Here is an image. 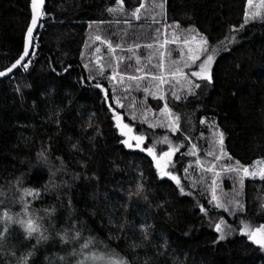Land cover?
<instances>
[{"label": "trees", "instance_id": "obj_1", "mask_svg": "<svg viewBox=\"0 0 264 264\" xmlns=\"http://www.w3.org/2000/svg\"><path fill=\"white\" fill-rule=\"evenodd\" d=\"M30 4L0 0V71L23 53ZM247 5L46 0L27 67L0 81V229H9L0 264H264L255 235L264 229V180L231 185L236 167L242 174L264 160V18L248 20ZM169 27L180 43L201 36L215 49L210 77L191 76L202 58L173 90L141 91L158 73L147 62L170 53L156 49ZM156 105L176 116V133L143 120ZM118 115L145 148L165 132L178 148L170 174L180 184L125 147ZM212 134L220 152H210ZM18 220L39 231L28 237Z\"/></svg>", "mask_w": 264, "mask_h": 264}, {"label": "rangeland", "instance_id": "obj_2", "mask_svg": "<svg viewBox=\"0 0 264 264\" xmlns=\"http://www.w3.org/2000/svg\"><path fill=\"white\" fill-rule=\"evenodd\" d=\"M264 18V0H248L247 5V19H259ZM160 34H162V39L160 44L158 45V50L162 51H169L170 53L167 55L165 54H158L156 55L150 62H147V66L151 65L157 70V74H150V86L148 88H140L139 90H144L147 92H152L155 89H163L165 88V92H169L173 90L176 85L181 83V71L184 72L185 70L189 72L191 66L197 60L205 58L207 60L208 56H212V61L205 65L206 70L201 73L200 76H193V72H199L198 70H194L191 73L192 78L194 79H208L210 77V71L213 59L215 58V49L212 50L207 45L206 40L204 37L201 36H191L189 38L183 39L182 43L178 41V31L176 27L172 28H164L163 30H159ZM140 59V58H139ZM142 59V58H141ZM138 63L141 61L137 60ZM203 61V62H204ZM146 66V67H147ZM182 68H184L182 70ZM184 76V75H183ZM145 77V75H144ZM208 77V78H204ZM193 81V80H192ZM191 84V80H186L184 84ZM183 84V85H184ZM158 106V110H151L147 109L145 113H143V120H150L153 123H149L151 125L150 128L153 130H157V127L164 128L167 131L176 133L178 124L176 116L166 107V106ZM153 109H156L153 107ZM139 122V121H138ZM116 127L118 128L119 132L123 136V143L127 149L130 150H140L147 153L154 161H156L158 170L161 176H168L177 184H180V179L174 174H170V168L173 165L174 157L178 151V148L171 143L170 139L167 136H162L164 131L158 132L159 134L154 139V146L153 148H145L146 137L140 133V131H136L134 126L130 125L123 115H118L115 119ZM159 129V128H158ZM161 130V129H160ZM160 136V137H159ZM136 137H142V141L139 142V146H137L138 141L135 139ZM167 137V142H165V138ZM213 143V144H212ZM209 144H211V153H216L221 151V140L211 135L209 138ZM131 145V146H129ZM167 150L163 153H159V147H165ZM148 149H152V154H149ZM198 151H193L191 155H195ZM211 156V155H210ZM192 167V166H191ZM193 168V167H192ZM243 169H248L249 172H255L256 175H249L246 174L242 170V174L240 173V167H236L235 173L237 176L236 182L231 185H240L245 184L247 180L250 182H254V180H264L260 178L261 174H264V160H260L249 167H244ZM218 182H214L213 194L216 196V201L218 203H223L225 197H222L223 193H219L217 191ZM239 185V188H240ZM244 187V186H243ZM229 195L227 196L226 200L229 199ZM228 204V203H227ZM236 206L239 204L236 202ZM256 241H262L258 243L261 247H264V231L255 233ZM252 237V236H251ZM105 264L104 260L102 259H94L92 264Z\"/></svg>", "mask_w": 264, "mask_h": 264}, {"label": "snow or ice", "instance_id": "obj_3", "mask_svg": "<svg viewBox=\"0 0 264 264\" xmlns=\"http://www.w3.org/2000/svg\"><path fill=\"white\" fill-rule=\"evenodd\" d=\"M33 4H35V0H33ZM137 18H139V17H137ZM32 23L34 25L36 24L35 16L33 17ZM28 32H29V35H31L32 29L29 28ZM25 55H27V52L25 53ZM21 60H23V57H21ZM211 61H212V56H208L207 60H205L199 66L200 67V71L199 72H193L192 75L193 76H200L201 73H203L206 70L205 65L209 64ZM19 63H20V61H17V64H19ZM12 67L15 68L16 65L14 64ZM24 67H27V65H24ZM11 70H12L11 68L8 69L9 72ZM2 75H5V73L4 72H0V76H2ZM204 78H208V77H204ZM196 87H199V85H196ZM135 139L138 141L137 146H139V142L142 141L143 138L142 137H136ZM165 142H167V138H165ZM129 146H131V145H129ZM148 152H149V154H152V149H148ZM243 171L246 174H249V175H253V176L256 175L255 172H251L250 173L248 169H243ZM260 178L264 179V174H261ZM6 218L8 220H11V217H6ZM16 223H19L24 228V230L27 233L28 237H31L33 235V233L39 231V228L35 225L34 221H32V220H28V221L18 220V221H16ZM219 230H220V225H217V231H219ZM8 231H9L8 226H5L3 229H0V248H2L4 246V243L6 242V240L8 238V235H7ZM255 231L256 232H261V231H264V229H257ZM79 237H80V233L79 232H76L75 235L72 236V237H69L67 235V233H65V235L62 237V239L64 240L65 243H67V242H69V240H75V239H78ZM40 239H47V237L41 236V237L38 238L37 242H39ZM221 239H223V236H221ZM256 242L261 243L262 241H256ZM90 243H92V241L89 239V240L85 241V243L82 245V247L83 248H87ZM24 264H27L26 258H25Z\"/></svg>", "mask_w": 264, "mask_h": 264}, {"label": "water", "instance_id": "obj_4", "mask_svg": "<svg viewBox=\"0 0 264 264\" xmlns=\"http://www.w3.org/2000/svg\"><path fill=\"white\" fill-rule=\"evenodd\" d=\"M46 8V0H35V4H33V0H31L30 9H31V20L30 24L28 26L27 32L25 34V42H24V50L22 55L19 57L17 61H20L19 64H17V61H15L9 68L0 71L4 72L5 75L0 76V81H3L5 79H8L12 77L18 70H20L26 63L31 59L34 51V40L38 36L40 27H41V20L42 16L44 14ZM36 18V24L34 25L32 23L33 17ZM29 28L32 29L31 35H29ZM27 52V55L25 53ZM21 57H23V60H21ZM16 65L15 68H13V65ZM12 69L10 72L8 69Z\"/></svg>", "mask_w": 264, "mask_h": 264}]
</instances>
